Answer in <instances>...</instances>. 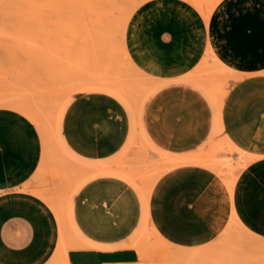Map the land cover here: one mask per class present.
Segmentation results:
<instances>
[{
    "label": "crops",
    "instance_id": "0c3cea01",
    "mask_svg": "<svg viewBox=\"0 0 264 264\" xmlns=\"http://www.w3.org/2000/svg\"><path fill=\"white\" fill-rule=\"evenodd\" d=\"M245 15L263 17L264 0H221L207 18L186 0H148L133 12L125 48L151 80V95L132 111L103 92L70 97L59 127L67 159L91 165L82 166L85 173L104 165L111 174L98 171L67 204L59 182L48 183V172L61 168L64 156L53 161L31 120L0 109V264H61L55 251L64 248L63 238L66 247L73 242L72 223L87 246L69 249V264H140L132 243L144 227L176 247H204L232 214L264 239V64L248 67L236 58L237 49L221 45L264 42V21L252 16L241 20L244 34L226 36L222 23ZM207 62L227 77L218 104L209 100ZM215 139L222 150L206 158ZM185 156L222 163L215 169L176 164ZM150 186L143 202L138 190ZM55 207L63 209L60 223ZM33 235L40 239L36 246Z\"/></svg>",
    "mask_w": 264,
    "mask_h": 264
},
{
    "label": "rangeland",
    "instance_id": "374dc122",
    "mask_svg": "<svg viewBox=\"0 0 264 264\" xmlns=\"http://www.w3.org/2000/svg\"><path fill=\"white\" fill-rule=\"evenodd\" d=\"M96 1L0 0V109L14 110L8 106L14 103L25 107V110L31 111L32 114L36 111L35 115L33 114L34 117L39 119L38 121L41 118L40 122L44 120L43 122L46 124H43L46 128L49 125L48 131L52 132L53 117H56L59 108L61 110L71 96L81 93L80 89L87 85L99 84L101 86L102 82V85L110 83L112 85H106L115 87L114 84L122 83L124 92L127 91L125 93L133 100V106L143 105L151 95L152 82L139 71L136 72L128 66L123 52L122 30L124 22L128 19L127 29L133 12L148 0H113L110 16L107 23L102 22L101 30L97 29L94 21L93 4ZM186 1L195 5L193 0ZM220 1L197 0L196 2L200 4L201 8L208 10L209 16ZM251 16L245 15L232 23L224 21L221 26L224 27L226 36L236 38L244 34L240 31L241 20L247 18L251 20ZM252 17L264 21V16ZM99 31L109 33V41L106 39L108 36L104 34L107 37L106 41L104 40L102 43L100 39L103 40V38ZM97 35H100V39ZM221 45L227 51L237 49L236 58L248 67L258 65L259 61L264 64V42H221ZM211 55L213 56V54ZM203 70L209 77L210 90L213 94L216 93L213 98L218 99L220 93L228 88L227 77H224L225 74L211 62L203 65ZM114 75H117L121 81L115 79ZM121 90L123 89L121 88ZM219 90L220 92H218ZM213 98L211 97V99ZM51 136L53 139L49 141L50 146L47 144V151L55 158L57 150H62H59L58 145L54 146L56 144L54 134L51 133ZM215 140L210 147L209 157L219 150L221 151L220 141ZM217 148L220 149L217 150ZM69 162L71 163L70 159H67L64 154V165L48 172V183L59 182L58 187L62 188L59 189V197H62L65 202L74 193L75 187L82 177L87 176L74 161L65 165ZM73 164L76 166L74 167ZM229 164H232L231 159ZM72 165L75 172L71 168ZM80 167L82 168V166ZM238 224L241 228H238L230 218L228 224L215 239L216 241H212H215L214 244L211 242L212 245L208 244L198 250L190 251L191 253L188 252L189 254L185 252L179 253V255L174 248L165 246L161 242L158 244L159 240L147 229L144 230L146 233L140 231L135 238V240L137 239L135 243L137 242L140 248V255L142 254L141 257L139 255V263L264 264V239L255 237L248 232L249 229L239 222ZM148 233H150V238ZM146 235L147 237H145ZM163 246H165L164 258L162 257L163 252L160 250ZM176 257H180L182 261Z\"/></svg>",
    "mask_w": 264,
    "mask_h": 264
},
{
    "label": "bare ground",
    "instance_id": "6f19581e",
    "mask_svg": "<svg viewBox=\"0 0 264 264\" xmlns=\"http://www.w3.org/2000/svg\"><path fill=\"white\" fill-rule=\"evenodd\" d=\"M113 0H97L96 2H94V11H95V18H94V21H95V24H96V27H97V29L98 30H101L100 29V26L102 25V22H105V23H107V20H108V18H109V16H110V13H111V10H112V7H113V2H112ZM197 1V0H196ZM195 0H193V2H194V6L199 10V12L202 14V16L204 17V18H207L208 17V10H206V9H203V8H201L200 7V4L199 3H197ZM115 5V4H114ZM150 6V5H149ZM148 9V8H147ZM150 11V10H149ZM128 20V19H127ZM127 20H126V22H124V27H123V30H122V42H123V52H124V56H125V60H126V62H127V64H128V66H130L134 71L136 70V72L138 71L137 70V68L133 65V63L131 62V60L129 59V57H128V54H127V51H126V48H125V41H124V35H125V29H126V24H127ZM139 20V19H138ZM136 21V20H135ZM137 22V21H136ZM134 27V26H133ZM138 31V30H137ZM100 32V34H101V38H103V40L102 39H100L99 38V36L100 35H97V37L101 40V42L102 41H106V39L109 41V36H108V34H106L107 32H105V31H99ZM130 33V32H129ZM107 35V36H105V35ZM127 36V35H126ZM107 37V38H106ZM138 37H139V35H138ZM106 38V39H105ZM136 38H137V36H136ZM139 39V38H138ZM103 43V42H102ZM131 43V42H130ZM150 46V45H149ZM157 46V45H156ZM122 47V46H121ZM136 47V46H135ZM140 48V47H139ZM141 49H142V47H141ZM159 49V48H158ZM156 51V50H155ZM108 58V57H107ZM106 58V59H107ZM214 62H218L217 60H216V58H215V56H212V57H210ZM133 71V72H134ZM119 72V71H118ZM107 74V73H106ZM134 74H135V72H134ZM121 75H123V73H121ZM121 75H119V76H121ZM117 76V75H116ZM115 75H114V78L115 79H118L119 80V77L117 76L116 77ZM119 81H121V79L119 80ZM122 81H124V79H122ZM116 82H117V80H116ZM89 83V82H88ZM106 84H108V83H105L104 85H102V82H101V86L98 84H94V86H88L87 85V87H83V88H81L80 89V91L79 92H103V93H106V94H109V95H111V96H113V97H115L117 100H119L124 106H126L129 110H133V100H131L130 99V97L125 93V92H127V91H125L124 92V86H123V84L122 83H120L119 84V82L117 83V84H114L115 85V87H108ZM108 85H112V84H108ZM83 86V85H82ZM85 86H86V83H85ZM120 86V87H119ZM117 87V88H116ZM77 88H79V87H77ZM121 88L123 89V90H121ZM152 89V88H151ZM150 89V90H151ZM205 92H206V90H208V89H203ZM73 92V91H72ZM150 92V91H149ZM218 92H220V90L218 91ZM129 93V92H128ZM146 93V92H145ZM224 93H225V90H223V92L222 93H220V96H219V98L217 99V98H213L214 97V95L216 94H213V93H211V94H208V96H209V100H211V102L213 101V100H215V99H217V100H215V102H217V103H215L214 101V104H218L219 103V101L221 100V98L224 96ZM144 95V94H143ZM213 98V100L212 99H210L211 97ZM216 96V95H215ZM217 97H218V93H217ZM131 98H133L132 97V95H131ZM143 98V97H142ZM71 99V98H70ZM70 99H68L65 103H64V105L62 106V108H61V110H60V108H59V112L57 113V115H56V117H53V120H54V125H52L53 123L51 122V125L53 126V127H51V129H52V132H49L48 131V128L50 127L49 125V127L47 126V128H46V126L43 124V123H45L46 124V122H40L41 121V118H40V121H38L35 117H34V115H35V113H36V111L32 114V113H30L29 111H27V110H25L26 108L24 107H21V106H18L17 104H9L8 106L10 107V108H12V109H14V110H17L18 112H20V113H22L23 114V116L25 115L29 120H31L34 124H35V126L37 127V129H38V131H39V133H40V135L42 136L41 138H42V141L44 142V145H45V147L46 146H48L49 145V141L51 140L52 141V139L53 138H51L52 136H51V133H53L54 134V141H56V144H54V146L55 145H58L59 146V150H62V152H63V154L61 153V152H59L58 150H57V153L55 154V155H57V156H61L62 155V158H63V156H64V154L65 155H67V156H69V154L68 153H66V150H65V148L63 147V145H62V143H61V139H60V129H59V127H60V121H61V117H62V114H63V111H64V109H65V107H66V105L68 104V102L70 101ZM141 99V98H140ZM142 100V99H141ZM143 101V100H142ZM146 101V100H145ZM135 103V102H134ZM212 104V103H211ZM213 105V104H212ZM7 106V105H6ZM29 110H32V109H29ZM33 112V111H32ZM39 115V114H38ZM55 115V114H54ZM40 117V116H39ZM38 117V118H39ZM25 118V117H24ZM55 118V119H54ZM51 129H50V131H51ZM49 133V134H48ZM47 134H48V136H47ZM50 136V137H49ZM48 138H51V139H48ZM48 144V145H47ZM50 146V145H49ZM53 146V145H52ZM57 147V146H56ZM58 148V147H57ZM223 148V147H222ZM56 149V148H55ZM220 149V148H219ZM218 148H217V150H219ZM222 150V149H221ZM43 151V150H42ZM220 151V150H219ZM221 152V151H220ZM46 153V152H45ZM44 154V153H43ZM58 154H61V155H58ZM46 156H48L47 154H45ZM208 155L209 154H207V155H205V157L206 158H208ZM43 156V155H42ZM49 156H51L50 155V153H49ZM47 157V158H50V157ZM57 156H55V157H57ZM66 156V157H67ZM197 156V155H196ZM199 156V155H198ZM197 156V157H198ZM213 156V155H212ZM241 156V155H240ZM53 157V156H52ZM210 157H211V155H210ZM54 158V157H53ZM69 158V157H68ZM178 158V157H177ZM200 158H201V156H200ZM200 158H195L194 159V156H193V159L192 158H190V157H188V158H186V156H185V159H181V158H179L180 159V161H178L179 159H177L176 160V164H177V162H180V163H184V162H191V161H193V162H191V163H195V162H197V163H199V164H201V165H206V163L208 162V161H206V159H200ZM213 158H215V157H213ZM43 159V158H42ZM46 159V158H45ZM71 159V158H70ZM165 159V158H164ZM172 159V158H171ZM161 160V159H160ZM167 161H168V159H166ZM165 160V161H166ZM173 160V159H172ZM172 160H170L169 159V161H168V163H170V162H172ZM226 159H224V160H222V161H225ZM53 161H55V162H57L56 160H53ZM52 161V162H53ZM64 161H66V160H64ZM71 161V163L73 162V160H70ZM74 161L76 162V164H77V161L74 159ZM217 160H215V162H216ZM229 161V160H228ZM68 162V161H67ZM219 162H221V161H218V162H216L214 165L212 164V166H210V165H206L207 167H209V168H211L212 167V169L214 168V167H216V165H217V163L219 164ZM58 163V162H57ZM66 163V162H65ZM70 162L68 163V164H65V165H69V164H71ZM97 163V162H96ZM159 163H161V161L159 162ZM159 163H158V165H159ZM167 163V164H168ZM222 163V162H221ZM51 164V163H50ZM53 164V163H52ZM52 164H51V166H52ZM79 164H81V163H79ZM77 165L80 169H82V170H86V169H84V168H81L80 167V165ZM164 164H166L165 162H164ZM179 164V163H178ZM225 164V163H224ZM235 164V163H234ZM48 165V164H47ZM64 165V164H63ZM74 165V164H73ZM73 165H72V169L74 170L73 172H75V169L73 168ZM87 164H85V165H83V163H82V166H86ZM89 165V164H88ZM101 165V164H100ZM170 164H168V166H169ZM76 165H74V167H75ZM89 166H91V165H89ZM89 166H86V167H89ZM222 166V165H221ZM220 166V167H221ZM101 167H103L104 168V170L106 171L105 172V175L106 174H111V173H107V171H109L110 169L109 168H105V166L104 165H102ZM159 167H162V164L161 165H159ZM90 168V167H89ZM92 168V167H91ZM90 168V169H91ZM103 168H101V170H98V171H101V172H98L96 169V166H95V170L94 171H92V170H90V172L89 171H86V173L88 174L87 176L85 175V177L83 178L82 177V179L78 182V184H77V186L75 187V190H74V192L83 184V183H85L86 181H89V179H91L93 176H95V175H99L98 173H102V172H104V170H103ZM163 169V168H162ZM166 169V168H165ZM215 169V168H214ZM217 169V168H216ZM89 170V169H88ZM216 171V170H215ZM221 171V170H220ZM233 171V170H232ZM85 172V171H84ZM98 172V173H97ZM115 172H117V171H115ZM114 172V173H115ZM163 172H164V170H163ZM81 173V172H80ZM85 173V174H86ZM114 173H112V174H114ZM118 173V175H120L119 174V172H117ZM116 173V174H117ZM125 173V172H124ZM104 174V173H103ZM217 174H219V171L217 172ZM228 174H230V171H229V173ZM76 175V174H75ZM78 175V174H77ZM81 175H82V173H81ZM117 175V176H118ZM126 175V174H125ZM158 175H159V169H158ZM120 176H122V175H120ZM81 176L79 175V178H80ZM232 179H234V178H232ZM133 181V180H132ZM131 183V182H130ZM227 183H230V184H228L229 185V187H230V189L232 188V184L233 183H231V182H227ZM2 185V184H1ZM131 185H133L132 183H131ZM149 185H150V183H149ZM151 186H152V184H151ZM151 186L148 188V189H146L145 188V190H138V192H139V194H140V196H141V198H142V201L143 202H145L146 201V199H147V196H148V194H149V192H150V189H151ZM225 186H227V185H225ZM139 187V186H138ZM137 188V187H136ZM227 188H228V186H227ZM229 189V190H230ZM232 190V189H231ZM231 190H230V192H229V194L231 195ZM73 192V191H72ZM227 192H228V189H227ZM67 199H69V198H67ZM210 200L212 201V202H214L213 203V205L215 204V207L214 208H216L217 206L219 207V202L214 198V196H213V194L211 195V197H210ZM70 203H69V208L67 209V210H70L71 211V207H72V205H71V201H69ZM68 203V201H66V203L65 204H67ZM64 206V205H63ZM66 206H68V205H66ZM54 209V208H53ZM55 211H56V218H58V220H59V223L61 222V219H63L64 220V216L62 217L61 215H60V213L58 212V211H63V209H59V207L57 208V207H55ZM59 209V210H58ZM69 212V211H68ZM55 214V213H54ZM233 215V214H232ZM231 215V219L233 220V222L236 224V226H238V228H241V226L238 224V222H237V220L235 219V217L234 216H232ZM230 216V215H229ZM62 217V218H61ZM70 217V216H69ZM67 218V217H66ZM71 218V217H70ZM63 220H62V223H64L63 222ZM66 223V222H65ZM68 225V224H67ZM69 226H70V224L68 225V227L66 228V229H69ZM71 226H72V230L74 231L73 232V242L71 241V244H69L68 245V247H66L67 246V244H65V243H67L68 242V240L67 239H65V238H63L64 240H66V242L64 243L63 241V245H64V248L61 250V252H60V250H59V248H57V250L55 251V253L56 254H59L56 258L58 259V261H60V263L61 264H69V262H68V260H67V252H68V250L69 249H73V248H76L77 249V247H81V246H87V244H86V242L85 241H82L80 238H79V236H78V233H77V231H76V229H75V227H74V225H73V223L71 224ZM144 227V226H143ZM146 227H144L143 228V230L142 231H146ZM151 229V228H150ZM64 230V229H63ZM62 230V231H63ZM148 230V229H147ZM60 231V230H59ZM70 231V229L68 230V232ZM144 231V233H146ZM148 231H150V233L156 238V239H158L159 240V243L158 244H160V242L161 243H163L165 246H169V247H172V248H174L177 252L176 253H178V255H179V253H181V254H183V253H185V252H190V251H192V250H198V249H200V248H194V249H186V248H179V247H176V246H174V245H171V244H169V243H167L163 238H161L155 231H153V230H148ZM65 232V235H66V233H68V232H66V231H64ZM150 233H148L147 235H148V237L150 238ZM72 234V233H71ZM143 234V233H142ZM68 235V234H67ZM144 235V234H143ZM147 235L145 236V237H147ZM36 236H38V235H36ZM141 236V235H140ZM149 238H147V239H149ZM154 238V240H156ZM69 239V238H68ZM146 239V238H145ZM146 239V240H147ZM30 240V243H31V245L32 246H36L37 245V243H39V241H40V239L39 238H36L35 237V235H33V237H32V239L30 238L29 239ZM137 240V239H136ZM135 240V241H136ZM135 241L132 243V246L133 247H135V249L137 250V252H138V254L140 255V248H139V246L137 245V242L135 243ZM216 241V240H215ZM214 241V242H215ZM144 242V241H143ZM156 242V241H155ZM214 242H212L213 244H214ZM69 243H70V241H69ZM142 243V242H141ZM149 243V242H148ZM148 243H147V245H148ZM154 243V242H153ZM146 244V243H145ZM144 245V244H143ZM210 245H212V244H210ZM209 245V246H210ZM165 246H163V248L162 249H160L162 252H163V255H162V257L164 258V248H165ZM83 248V247H82ZM155 248V247H154ZM142 250H143V248H141ZM158 249H156V251H157ZM167 250V249H166ZM169 250V249H168ZM159 251V250H158ZM170 251L172 252V250L170 249ZM200 252V251H199ZM205 252V251H204ZM173 253V252H172ZM191 253V252H190ZM198 253V252H197ZM202 253H203V251H202ZM189 254V253H188ZM187 254V255H188ZM192 254H193V252H192ZM195 254V253H194ZM142 255V254H141ZM141 255H140V257H141ZM161 255H159V256H161ZM173 255H174V253H173ZM176 255V254H175ZM195 255H197V254H195ZM199 255V254H198ZM166 256V255H165ZM186 256V255H185ZM200 256H202L201 254H200ZM199 256V257H200ZM175 257V256H174ZM166 258V260H167V257H165ZM176 258H178V259H181L180 257H176ZM183 258V257H182ZM187 258V257H186ZM198 258V257H197ZM170 259H171V257H170ZM188 259V258H187ZM189 259H191V258H189ZM185 260V259H184ZM181 261H182V259H181ZM170 262V261H169ZM172 262V261H171ZM174 262V261H173ZM59 264V263H58Z\"/></svg>",
    "mask_w": 264,
    "mask_h": 264
}]
</instances>
